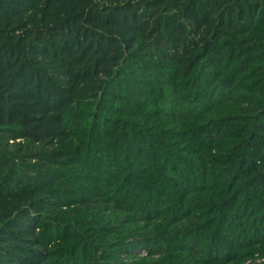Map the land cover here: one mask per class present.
Masks as SVG:
<instances>
[{
	"label": "trees",
	"instance_id": "16d2710c",
	"mask_svg": "<svg viewBox=\"0 0 264 264\" xmlns=\"http://www.w3.org/2000/svg\"><path fill=\"white\" fill-rule=\"evenodd\" d=\"M0 264H264V0H0Z\"/></svg>",
	"mask_w": 264,
	"mask_h": 264
},
{
	"label": "built area",
	"instance_id": "2783aa9c",
	"mask_svg": "<svg viewBox=\"0 0 264 264\" xmlns=\"http://www.w3.org/2000/svg\"><path fill=\"white\" fill-rule=\"evenodd\" d=\"M147 255L146 253L143 254V256Z\"/></svg>",
	"mask_w": 264,
	"mask_h": 264
}]
</instances>
